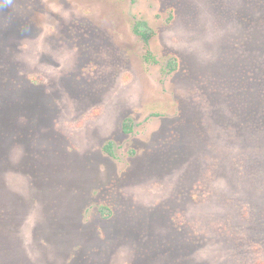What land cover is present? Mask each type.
<instances>
[{
	"label": "rangeland",
	"instance_id": "obj_1",
	"mask_svg": "<svg viewBox=\"0 0 264 264\" xmlns=\"http://www.w3.org/2000/svg\"><path fill=\"white\" fill-rule=\"evenodd\" d=\"M258 95L264 0H0V264H264Z\"/></svg>",
	"mask_w": 264,
	"mask_h": 264
},
{
	"label": "trees",
	"instance_id": "obj_2",
	"mask_svg": "<svg viewBox=\"0 0 264 264\" xmlns=\"http://www.w3.org/2000/svg\"><path fill=\"white\" fill-rule=\"evenodd\" d=\"M135 32H137L139 35H141V37H142V39L144 40L145 44H147L148 34H147L145 31L140 30L138 27H135ZM147 58L149 59V52H148V56H147ZM256 101H257L258 104H264V101H263V99H261L260 95H258V96L256 97ZM261 108H262V109H261V111L259 112V107H256V112H257L258 117H259L260 115L263 116V118H260L261 121L263 122V121H264V108H263V107H261ZM263 124H264V123H263ZM263 124H262V125H263ZM104 148H105V150L108 151L109 153H112V151H111V145H110V144H107Z\"/></svg>",
	"mask_w": 264,
	"mask_h": 264
},
{
	"label": "flooded vegetation",
	"instance_id": "obj_3",
	"mask_svg": "<svg viewBox=\"0 0 264 264\" xmlns=\"http://www.w3.org/2000/svg\"><path fill=\"white\" fill-rule=\"evenodd\" d=\"M108 152V151H107ZM109 153V152H108ZM110 154H112V153H110Z\"/></svg>",
	"mask_w": 264,
	"mask_h": 264
}]
</instances>
